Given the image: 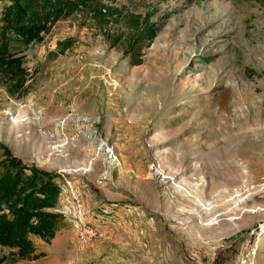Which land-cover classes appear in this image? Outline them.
Segmentation results:
<instances>
[{
    "label": "rangeland",
    "instance_id": "obj_1",
    "mask_svg": "<svg viewBox=\"0 0 264 264\" xmlns=\"http://www.w3.org/2000/svg\"><path fill=\"white\" fill-rule=\"evenodd\" d=\"M6 3L0 141L64 218L2 264H264V0H98L29 44Z\"/></svg>",
    "mask_w": 264,
    "mask_h": 264
},
{
    "label": "trees",
    "instance_id": "obj_2",
    "mask_svg": "<svg viewBox=\"0 0 264 264\" xmlns=\"http://www.w3.org/2000/svg\"><path fill=\"white\" fill-rule=\"evenodd\" d=\"M1 17L3 34L12 31L25 43L39 42L61 18L98 0H6ZM144 41V40H143ZM0 69L24 75L23 57L0 46ZM62 186L55 172L27 164L0 141V264L9 257H38L33 237L50 242L64 214L59 210Z\"/></svg>",
    "mask_w": 264,
    "mask_h": 264
},
{
    "label": "built area",
    "instance_id": "obj_3",
    "mask_svg": "<svg viewBox=\"0 0 264 264\" xmlns=\"http://www.w3.org/2000/svg\"><path fill=\"white\" fill-rule=\"evenodd\" d=\"M61 212H63V211H61ZM63 214H64V213H63ZM71 221H72V224H73L74 226H77L78 223H79V221H78L77 218L71 219Z\"/></svg>",
    "mask_w": 264,
    "mask_h": 264
},
{
    "label": "crops",
    "instance_id": "obj_4",
    "mask_svg": "<svg viewBox=\"0 0 264 264\" xmlns=\"http://www.w3.org/2000/svg\"><path fill=\"white\" fill-rule=\"evenodd\" d=\"M36 237V236H35Z\"/></svg>",
    "mask_w": 264,
    "mask_h": 264
}]
</instances>
